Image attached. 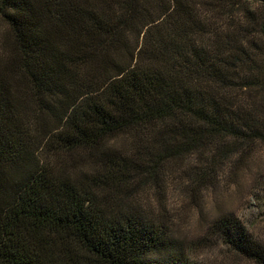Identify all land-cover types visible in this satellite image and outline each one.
Returning <instances> with one entry per match:
<instances>
[{
	"label": "trees",
	"instance_id": "obj_1",
	"mask_svg": "<svg viewBox=\"0 0 264 264\" xmlns=\"http://www.w3.org/2000/svg\"><path fill=\"white\" fill-rule=\"evenodd\" d=\"M201 3L0 0V264H202L137 196L264 141V0ZM207 234L264 264L232 213Z\"/></svg>",
	"mask_w": 264,
	"mask_h": 264
},
{
	"label": "rangeland",
	"instance_id": "obj_2",
	"mask_svg": "<svg viewBox=\"0 0 264 264\" xmlns=\"http://www.w3.org/2000/svg\"><path fill=\"white\" fill-rule=\"evenodd\" d=\"M189 1L198 4L202 12L207 11L201 3L206 0ZM251 6L257 9L256 4ZM5 34L0 23V38ZM224 145L220 154L225 158L217 160L211 170L213 177L206 184L190 181L191 173H183L182 161H176L167 165L159 186L146 182L139 187L137 196L156 215L162 213L173 236L182 240L186 252L197 262L252 264L227 251L207 234V227L217 215L230 212L264 246V141L230 140ZM200 160L199 157L198 163Z\"/></svg>",
	"mask_w": 264,
	"mask_h": 264
}]
</instances>
